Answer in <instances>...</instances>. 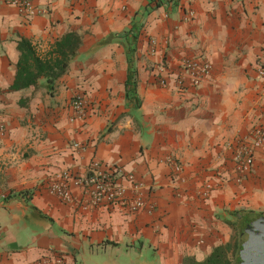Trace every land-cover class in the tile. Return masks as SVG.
Returning <instances> with one entry per match:
<instances>
[{"label": "crops", "instance_id": "obj_1", "mask_svg": "<svg viewBox=\"0 0 264 264\" xmlns=\"http://www.w3.org/2000/svg\"><path fill=\"white\" fill-rule=\"evenodd\" d=\"M11 1L0 0V264L201 262L230 243V214L264 215V0H161L135 43L137 109L124 101L121 33L146 0H24L28 17ZM68 32L80 44L53 85L7 91L19 39L41 57ZM196 59L210 71L191 87L181 65ZM74 97L83 119L69 108ZM254 130L263 141L237 183L232 156ZM92 161L128 199L131 175L144 209L91 206L79 182ZM64 174L68 202L47 190ZM21 191L34 210L3 200Z\"/></svg>", "mask_w": 264, "mask_h": 264}, {"label": "trees", "instance_id": "obj_2", "mask_svg": "<svg viewBox=\"0 0 264 264\" xmlns=\"http://www.w3.org/2000/svg\"><path fill=\"white\" fill-rule=\"evenodd\" d=\"M161 4V0H146V4L132 16L128 28L121 33V37L126 43L124 54L127 63V78L124 82V101L126 104H133V109H137L139 106L135 95V69L132 64L135 43L144 17L160 7ZM111 40L112 35H108L98 45H106ZM79 44V36L73 32H68L56 40L43 56L39 57L27 40L23 38L19 39L16 43V50L19 56L15 64V74L7 91L15 92L26 89L35 85L39 78H43L47 86L53 85L66 72L68 62L74 57ZM30 197V192L21 191L8 194L3 200L5 202L19 200L33 209L28 204ZM229 216L231 220H227L225 223L230 229L235 231L248 220L257 216V214L246 211L245 213L233 212ZM231 242L233 243V238L230 243L224 246L214 247L209 255L201 262H196L193 258L186 257L182 259V264H229L225 252L231 247Z\"/></svg>", "mask_w": 264, "mask_h": 264}, {"label": "built area", "instance_id": "obj_3", "mask_svg": "<svg viewBox=\"0 0 264 264\" xmlns=\"http://www.w3.org/2000/svg\"><path fill=\"white\" fill-rule=\"evenodd\" d=\"M9 3L19 7L27 17L33 15L32 9L24 0H12ZM191 16L192 13H189V17ZM181 67L191 87L198 86L201 80L204 79L210 71V65L207 62L197 59L185 60L182 62ZM258 75L263 77V71H258ZM159 84H163V82L160 81ZM84 106V101L78 97L72 98L69 102V108L76 119L84 118ZM252 135L253 138L251 142L237 146L232 156L236 174L234 180L237 183L241 181L243 175L248 173L252 152L259 148L263 141V135L260 130H254ZM166 162L170 165L172 178L177 182H182L183 179L180 178V166L171 159H167ZM125 178L131 187V196L129 199L126 198L124 189L107 174L100 173L98 170V164L96 161H92L88 167L87 175L79 182V185L85 187L87 190L88 203L91 206H96L101 201L107 203H123L124 201L126 202L128 211L135 213L144 209L145 202L138 192L140 186L137 183H134L132 176L126 175ZM47 190L51 195H54L62 202L70 201L68 175L64 174L60 177L59 181L49 184ZM211 190L212 188L206 187L204 195Z\"/></svg>", "mask_w": 264, "mask_h": 264}, {"label": "water", "instance_id": "obj_4", "mask_svg": "<svg viewBox=\"0 0 264 264\" xmlns=\"http://www.w3.org/2000/svg\"><path fill=\"white\" fill-rule=\"evenodd\" d=\"M240 239L238 264H264V217L247 223Z\"/></svg>", "mask_w": 264, "mask_h": 264}, {"label": "flooded vegetation", "instance_id": "obj_5", "mask_svg": "<svg viewBox=\"0 0 264 264\" xmlns=\"http://www.w3.org/2000/svg\"><path fill=\"white\" fill-rule=\"evenodd\" d=\"M260 217H264V215L257 214V216L251 218L244 225L240 226L239 229L235 230V248H234V250H229L230 258L228 256H226V259L229 261V264H238L240 262V258H239L238 253H239V250H240V243L242 242L240 238L242 236V230H243L244 226L247 223H249V222H251L253 220H256V219H258ZM242 238L245 239V235Z\"/></svg>", "mask_w": 264, "mask_h": 264}, {"label": "rangeland", "instance_id": "obj_6", "mask_svg": "<svg viewBox=\"0 0 264 264\" xmlns=\"http://www.w3.org/2000/svg\"><path fill=\"white\" fill-rule=\"evenodd\" d=\"M234 245H235V233H234V236H233V243H232L231 247L226 250V256H228L229 258H230L229 250H234V248H235ZM131 260L132 261H135L136 260V257L135 256H131Z\"/></svg>", "mask_w": 264, "mask_h": 264}]
</instances>
